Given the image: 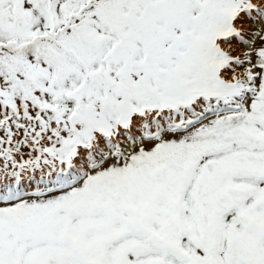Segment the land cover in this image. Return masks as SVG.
<instances>
[{
	"label": "snow or ice",
	"instance_id": "snow-or-ice-1",
	"mask_svg": "<svg viewBox=\"0 0 264 264\" xmlns=\"http://www.w3.org/2000/svg\"><path fill=\"white\" fill-rule=\"evenodd\" d=\"M0 264H264V0H0Z\"/></svg>",
	"mask_w": 264,
	"mask_h": 264
}]
</instances>
